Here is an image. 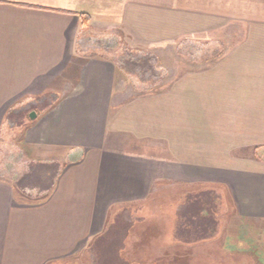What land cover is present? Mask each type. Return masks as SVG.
I'll return each mask as SVG.
<instances>
[{"label": "crops", "instance_id": "0c3cea01", "mask_svg": "<svg viewBox=\"0 0 264 264\" xmlns=\"http://www.w3.org/2000/svg\"><path fill=\"white\" fill-rule=\"evenodd\" d=\"M80 15L136 52L205 36L219 51L164 91L129 95L114 61L79 52ZM233 29L244 37L216 39ZM50 94L59 100L37 113L25 147L75 159L34 205L16 200L22 177L0 170V264H58L102 232L112 207L148 199L157 181L221 186L242 220L264 223V0H0V135L9 112ZM221 237L233 240L221 232L209 248Z\"/></svg>", "mask_w": 264, "mask_h": 264}, {"label": "rangeland", "instance_id": "374dc122", "mask_svg": "<svg viewBox=\"0 0 264 264\" xmlns=\"http://www.w3.org/2000/svg\"><path fill=\"white\" fill-rule=\"evenodd\" d=\"M215 37L221 40L244 36L242 30L233 29L227 34L220 33ZM79 38V52L85 53L86 57H107L120 67V70L128 77L126 88L129 95L133 96L164 91L178 72L204 67L200 65L203 62L195 63L194 60L215 56L219 51V49L203 45V42L208 40L206 36L198 39L186 38L174 47H165L163 50L152 49L151 52H136L127 47L121 33L117 30L91 28L82 32ZM56 95L46 96V103L50 107L58 102L59 97ZM43 100L45 98L9 112L14 114L13 118L7 117V123L1 132L0 170L6 173L13 183L30 173L31 168L43 165L48 169L43 168L42 181L35 184L37 186L49 184L54 175L60 173L66 164L75 159L69 150L28 153L23 141V131L34 122L30 118L31 113L37 114L43 111V108H47L42 105ZM260 158L263 159L264 156L261 154ZM45 171L48 172L45 173ZM221 188L218 185H210L208 181H157L151 188L148 199L112 207L102 232L89 240L79 252L58 264H98L99 257L94 244L103 236H105L104 241L109 243V248L102 264H110L112 262L110 254L116 250L114 223L117 218L116 224L119 226L123 223L122 217L124 221L132 225L128 241L125 243V254H123L124 259H127L126 264H212V262L215 264H260V262H254V259L238 254L247 250L254 255L256 253L257 261L262 258L264 263V223L242 220L231 198L227 196V193H223ZM204 191H213L218 197L213 213L219 226L218 232L233 239L230 242L234 245L231 244L230 248L238 251L231 258L234 263L226 260V250L229 247L224 246L230 242H226L225 237L219 238L218 247L211 246V248H209L210 242L207 241L206 243L182 242L183 238L189 235L188 232L181 234L180 231L191 218L190 213L183 212L186 211L188 199ZM25 194L31 198L42 195L39 189H28ZM206 211L207 215L211 214L209 209ZM198 221L194 219L192 223L195 225ZM194 235H196L195 231L191 233V237Z\"/></svg>", "mask_w": 264, "mask_h": 264}, {"label": "trees", "instance_id": "16d2710c", "mask_svg": "<svg viewBox=\"0 0 264 264\" xmlns=\"http://www.w3.org/2000/svg\"><path fill=\"white\" fill-rule=\"evenodd\" d=\"M80 19L82 20V29L83 31L91 29V18L86 15H80ZM48 96V95H47ZM46 97L45 100H43L42 105L45 107H50L49 104L46 103ZM13 113H9L8 118H13ZM32 124V123H31ZM30 127V126H28ZM26 127V128H28ZM25 129L23 131H26ZM43 168L48 169V167H45L43 165H38L33 168H31V172L24 176L16 185L15 188V195L17 202L21 204H40L43 203L45 200L48 199V197L51 195L52 191L55 189L56 181L59 177V173L57 175H54L50 180L49 184L46 185H40L37 186L35 183L38 181H42V170ZM48 171H45V173ZM36 190L39 189V191L42 193V195L36 199H31L30 197L26 196L25 192L28 190ZM202 194H197L195 196H191L188 199V204L186 211H183L184 213H190L191 218L190 220H187V225L182 228L181 234L184 232H188L189 235L187 237L183 238V241L185 243H193L195 241H206V239H212L214 238L219 232V226L216 222V217L214 216L215 213H213V210L216 209L218 202V197L214 195L213 191H204L201 192ZM209 198L207 199V197ZM210 210V215H207L206 210ZM191 211V212H190ZM121 216V215H120ZM122 217V216H121ZM194 219H198V223L194 225L192 223ZM117 220V218H116ZM115 220L114 223V229H115V241H116V250L114 253L110 254V258H112V262L110 264H126L127 259L123 257V254H125V243L128 241V236L130 235V231L132 230V225L126 221H124L122 217L123 223H120L119 226H117V222ZM196 232V235L194 237H191L192 232ZM108 234H106L107 236ZM105 240V236L100 237L96 243L94 244V249L96 251L97 256L99 257V263L102 264L104 261V258L106 257L107 250L109 248V243H107ZM103 243V244H102ZM108 258V259H110ZM109 261V260H108ZM138 264V263H137Z\"/></svg>", "mask_w": 264, "mask_h": 264}, {"label": "water", "instance_id": "95a60500", "mask_svg": "<svg viewBox=\"0 0 264 264\" xmlns=\"http://www.w3.org/2000/svg\"><path fill=\"white\" fill-rule=\"evenodd\" d=\"M30 118H31V120H35L36 118H37V114L36 113H31L30 114Z\"/></svg>", "mask_w": 264, "mask_h": 264}]
</instances>
